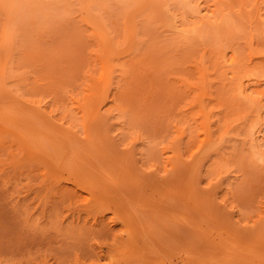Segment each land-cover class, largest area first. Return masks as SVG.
I'll list each match as a JSON object with an SVG mask.
<instances>
[{"label":"rangeland","instance_id":"374dc122","mask_svg":"<svg viewBox=\"0 0 264 264\" xmlns=\"http://www.w3.org/2000/svg\"><path fill=\"white\" fill-rule=\"evenodd\" d=\"M0 264H264V0H0Z\"/></svg>","mask_w":264,"mask_h":264},{"label":"bare ground","instance_id":"6f19581e","mask_svg":"<svg viewBox=\"0 0 264 264\" xmlns=\"http://www.w3.org/2000/svg\"><path fill=\"white\" fill-rule=\"evenodd\" d=\"M240 87V86H239Z\"/></svg>","mask_w":264,"mask_h":264}]
</instances>
